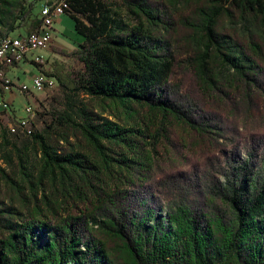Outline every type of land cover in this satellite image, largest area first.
<instances>
[{"label":"trees","instance_id":"obj_1","mask_svg":"<svg viewBox=\"0 0 264 264\" xmlns=\"http://www.w3.org/2000/svg\"><path fill=\"white\" fill-rule=\"evenodd\" d=\"M39 1L0 0V45ZM64 1L81 67L40 132L0 128V264H264V0Z\"/></svg>","mask_w":264,"mask_h":264},{"label":"rangeland","instance_id":"obj_2","mask_svg":"<svg viewBox=\"0 0 264 264\" xmlns=\"http://www.w3.org/2000/svg\"><path fill=\"white\" fill-rule=\"evenodd\" d=\"M41 5L42 1H39L37 4H35L36 12H39ZM18 35L19 32L13 34V36L15 37H17ZM51 38L52 41L56 44V46H54L53 44L50 49L52 53L46 51L36 52L38 54H42L45 60H47L45 63L47 65L46 70L54 75L56 64L63 66L66 70H69L71 68H80L81 64L78 61L71 57H66L61 53L62 51L71 52L72 50L78 47L79 43L83 41L82 37L76 33L74 21L69 15L64 14L56 20V22L52 26ZM36 53H29L27 60L23 62L20 66L8 69V77L10 79H13L14 77L19 78V84H27L30 86L32 77L36 76L39 73V70L41 69L38 65L33 62ZM51 55H54V57L52 58ZM54 97H57L58 101L61 99L59 85L55 89L47 90L44 93L34 95V98L27 97L26 101L23 97H17L14 102V109L11 110L13 117H8L7 119H4L0 123V128L1 126H5L8 128L9 124H15V119L18 116L23 115V109L26 105L25 103H31L32 106L35 108L37 115L34 121L29 126L28 131L25 134H22L21 137L27 138L28 135L32 132H40L44 128V125L39 117V113L45 114L46 112L58 109L60 107L59 102H55L53 100ZM82 101L85 105H87L91 110L95 111L97 114L101 115L107 120L115 122L116 124L124 128L132 127L133 119L136 123H138L134 126L136 128L140 127L139 125H141L144 121L148 122V120L150 119V115L147 112H142L133 117L134 111H132L131 109L122 108V106L116 105L112 102H105L84 97H82ZM31 154L34 162L36 154L33 149ZM111 155L117 158L114 154ZM0 165L3 168H6L2 161H0Z\"/></svg>","mask_w":264,"mask_h":264},{"label":"built area","instance_id":"obj_3","mask_svg":"<svg viewBox=\"0 0 264 264\" xmlns=\"http://www.w3.org/2000/svg\"><path fill=\"white\" fill-rule=\"evenodd\" d=\"M67 9L68 4H64L61 9H53V2H42L40 29L25 38L10 36L9 42L0 48V62H3V69H0V123L8 117H13L11 110L14 109L13 102L15 101L9 96L23 97L26 101L27 97L34 98V95L58 87V79L46 70L47 60L42 54L36 52L51 49L53 46L52 26ZM29 53H36L33 62L41 68L39 73L32 77L30 86L16 83L7 75L8 69L20 66L27 60ZM25 104L23 115L15 119V124L8 125L11 134H25L37 115L31 103Z\"/></svg>","mask_w":264,"mask_h":264},{"label":"bare ground","instance_id":"obj_4","mask_svg":"<svg viewBox=\"0 0 264 264\" xmlns=\"http://www.w3.org/2000/svg\"><path fill=\"white\" fill-rule=\"evenodd\" d=\"M64 4H68V3H67L66 1H64V0H61L59 3H57V4H53V9H61V7H63ZM9 40H10V37L4 39V40L2 41V43H1V45H0V48H1V47H4V45H5L7 42H9ZM2 64H3V62H0V66H1Z\"/></svg>","mask_w":264,"mask_h":264},{"label":"crops","instance_id":"obj_5","mask_svg":"<svg viewBox=\"0 0 264 264\" xmlns=\"http://www.w3.org/2000/svg\"><path fill=\"white\" fill-rule=\"evenodd\" d=\"M40 1H42V2H53L54 4H57V3H59L61 0H58V1H55V0H40ZM18 36H19V35H18ZM18 36H17V37H18ZM53 44H54V46H56V44H55L54 42H53ZM44 51L52 53V51H50V50H44ZM51 57L53 58L54 55H51ZM13 80H14L16 83H18L19 78L14 77ZM9 97H10V99H12V100H14V101L17 99V98H14L13 96H9ZM13 103H14V102H13Z\"/></svg>","mask_w":264,"mask_h":264}]
</instances>
